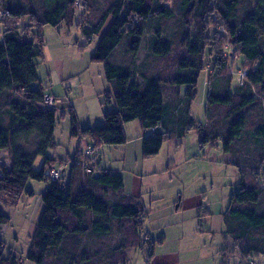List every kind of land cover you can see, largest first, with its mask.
Returning <instances> with one entry per match:
<instances>
[{
  "label": "trees",
  "instance_id": "trees-1",
  "mask_svg": "<svg viewBox=\"0 0 264 264\" xmlns=\"http://www.w3.org/2000/svg\"><path fill=\"white\" fill-rule=\"evenodd\" d=\"M84 1L0 0L1 13L12 20L27 17L25 24L30 28L27 36L13 26L0 31V151L6 150L10 161L8 167L0 168V201L16 206L23 194L31 196L26 190L29 180L49 184L42 194L43 210L26 258L34 264H125L126 251L135 248L144 250L147 263L154 258V242L149 237L142 240L144 207L120 196L123 179L119 175L102 171L100 166L102 172L93 175V164L85 165L89 172H82L77 155L65 186L45 175L54 162L47 152L56 147V112L42 106L44 90L32 89L31 84L38 79L36 61L42 58L44 47L40 29L61 25L68 29L75 25L87 45L99 36L91 61L103 65L111 86L105 101L110 104L113 97L116 105L103 116V125L94 128L79 129L71 112L72 137L90 140L93 153L102 145L125 144L123 125L137 121L143 130L163 129L142 138L143 158L156 156L165 141L180 139L189 130L195 131L200 147L220 144L226 163L238 177L234 198L222 214L224 233L245 258L264 257V182L260 179L264 173V0H176L174 8L161 0H103L93 21L77 15ZM213 14L225 28L218 41H226L225 48L228 45L245 60V75L235 85L224 48L207 47V17ZM169 22H174L175 34L168 35ZM124 38L127 45L122 50L133 58L143 39L154 58L167 57L178 43L185 56L165 83L177 91L185 86L184 94L167 101L164 83L146 71L145 63L117 64L114 59L113 63V54ZM206 55L213 61L203 126L191 117L190 107ZM249 110L254 116L251 124L246 115ZM38 156L44 161L36 171L33 164ZM8 222L0 213V226ZM114 234L120 240L116 247L104 242ZM21 262L13 254L4 258L0 242V264Z\"/></svg>",
  "mask_w": 264,
  "mask_h": 264
},
{
  "label": "rangeland",
  "instance_id": "rangeland-1",
  "mask_svg": "<svg viewBox=\"0 0 264 264\" xmlns=\"http://www.w3.org/2000/svg\"><path fill=\"white\" fill-rule=\"evenodd\" d=\"M102 2L85 0L77 10V15H84L91 21L97 19ZM161 2L169 8H174L176 4V0ZM26 18L12 20L6 13L0 12V31L3 26H13L27 36L30 28L25 24L29 21ZM207 21V47L215 50L224 48L223 55L228 58L229 72L233 75L232 84L235 85L236 80H242L241 75L247 69L242 66L245 60L233 54L228 45L226 49V41H218L221 35H225V28L221 26L217 15L208 16ZM30 22L33 24V21ZM167 27L168 35L177 31L174 22H169ZM40 33L44 47L42 58L36 61L38 79L31 84V88H43L44 95L54 100L52 109L56 112V124L53 140L56 147L47 152L48 156L54 158L48 167L60 172L58 181L65 186L77 152L82 172H89L83 165L84 152L88 151L93 159L89 157L86 166L90 168L93 164V175L106 171L123 179L120 196L134 199L143 205L146 215L142 240L149 237L154 242V258L151 262L147 263L144 250L135 248L126 251L128 260L125 264H264V257L251 256L247 259L242 256L237 243L224 233L222 214L234 198L238 177L235 168L226 163L221 145L200 147L195 131L189 130L180 139L165 141L156 156L143 158L142 138L154 132H162L163 129L158 126L143 130L137 121H132L123 125L127 139L125 144L102 145L92 153L93 143L90 140L72 137L71 115L73 113L79 129L94 128L103 125V116L116 109L113 97L110 104L105 101L106 92L111 91V86L105 80L103 65L91 61L99 36L93 37L91 44L87 45L75 25L69 29L65 25L58 28L44 26ZM143 40L142 48L133 58L123 52L127 39H122L111 61L114 63V59L115 63L125 65L132 62L145 63L146 71L156 74L164 83L163 92L167 101L184 94L185 86L177 91L165 82L174 74L185 52L177 43L167 57L154 58L149 55ZM204 61L205 67L197 83V94L190 107L191 117L203 126L206 124L207 82L213 59L206 55ZM133 73L138 80V72L134 70ZM42 106L45 107L43 103ZM246 115L251 124L254 118L252 110L247 111ZM29 145H32V141ZM30 146L28 149H31ZM43 161L44 158L38 156L33 168L38 171ZM9 162L8 152L0 151V168L8 167ZM260 177L264 182V173ZM48 185L47 182L29 180L26 190L32 192L31 196L23 194L16 206H4V201H0V213L9 218L8 224L0 226L4 258L13 254L22 259L21 264H34L26 255L43 210L42 194ZM104 242L116 247L120 240L114 234Z\"/></svg>",
  "mask_w": 264,
  "mask_h": 264
},
{
  "label": "built area",
  "instance_id": "built-area-1",
  "mask_svg": "<svg viewBox=\"0 0 264 264\" xmlns=\"http://www.w3.org/2000/svg\"><path fill=\"white\" fill-rule=\"evenodd\" d=\"M244 75H245V72H243L241 76H244ZM43 105L46 108H52L54 106V100L50 96H45L43 100ZM84 154H85V158L89 156L88 151H85ZM84 164H85V161L83 162V165ZM45 175L48 177L49 181L56 182L59 180L60 172L55 169H50V171L45 172ZM256 264H262V263L258 262Z\"/></svg>",
  "mask_w": 264,
  "mask_h": 264
},
{
  "label": "crops",
  "instance_id": "crops-1",
  "mask_svg": "<svg viewBox=\"0 0 264 264\" xmlns=\"http://www.w3.org/2000/svg\"><path fill=\"white\" fill-rule=\"evenodd\" d=\"M78 153V152H77ZM77 153H76V155H77Z\"/></svg>",
  "mask_w": 264,
  "mask_h": 264
}]
</instances>
